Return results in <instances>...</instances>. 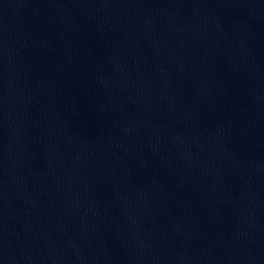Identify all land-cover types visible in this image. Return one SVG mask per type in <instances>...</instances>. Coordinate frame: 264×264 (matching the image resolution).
I'll return each instance as SVG.
<instances>
[{
	"label": "water",
	"instance_id": "1",
	"mask_svg": "<svg viewBox=\"0 0 264 264\" xmlns=\"http://www.w3.org/2000/svg\"><path fill=\"white\" fill-rule=\"evenodd\" d=\"M0 264H264V0H0Z\"/></svg>",
	"mask_w": 264,
	"mask_h": 264
}]
</instances>
